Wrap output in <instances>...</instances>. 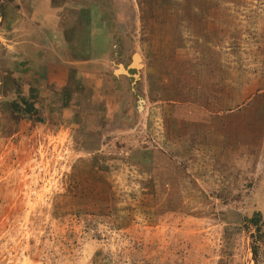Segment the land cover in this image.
<instances>
[{
	"label": "rangeland",
	"instance_id": "rangeland-1",
	"mask_svg": "<svg viewBox=\"0 0 264 264\" xmlns=\"http://www.w3.org/2000/svg\"><path fill=\"white\" fill-rule=\"evenodd\" d=\"M23 2L0 0V264H264V0L73 1L103 43L79 69L26 47Z\"/></svg>",
	"mask_w": 264,
	"mask_h": 264
},
{
	"label": "crops",
	"instance_id": "crops-1",
	"mask_svg": "<svg viewBox=\"0 0 264 264\" xmlns=\"http://www.w3.org/2000/svg\"><path fill=\"white\" fill-rule=\"evenodd\" d=\"M23 1H27L31 4L32 14L30 20L33 21V24L35 26L33 35H31L29 38H26L29 41L28 42L29 45H27L26 47H28V49H30L31 52H36L37 49L36 46L39 45L37 41L38 40L37 35H41V37L42 35L46 36L48 42H50L49 43L50 56H52L54 60H56L55 58H57L58 61L65 63L64 58H66L68 55L69 59L72 61L71 64H69L71 65L70 68L76 69L77 67L79 69L80 66H84L81 65L80 63H86L88 61L87 53L89 52V50L90 51L93 50L94 52L101 50L100 46H103V43H101L102 41L101 42L100 41L98 42L97 40L94 41L95 35L96 37L99 35L97 34L96 31L91 34L86 31L83 32L80 28L75 26V33L72 34L69 33V27L67 26L69 20L68 10L74 11V10H70V7L72 6L73 1H78V0H23ZM65 1H67L66 4ZM27 2H23L21 4V7L23 8L24 6V9H26L24 10V14H25L24 17L26 20L29 19L30 16L28 13L29 7L26 6ZM35 23L40 24V27L39 28L38 26L36 27ZM60 28L62 30H59ZM88 36L92 37L91 38L92 42L87 40ZM26 41H23L22 43H25ZM104 48L107 49L106 52L108 54L111 52V50L107 46H105ZM38 52L40 51L38 50ZM54 55H56V57ZM92 59L95 60V57H93ZM72 77L74 76L72 75Z\"/></svg>",
	"mask_w": 264,
	"mask_h": 264
},
{
	"label": "trees",
	"instance_id": "trees-1",
	"mask_svg": "<svg viewBox=\"0 0 264 264\" xmlns=\"http://www.w3.org/2000/svg\"><path fill=\"white\" fill-rule=\"evenodd\" d=\"M245 222L255 230V235H251V251L254 259L257 260L260 249L259 244L264 242V219H262L259 213H255L249 220H246Z\"/></svg>",
	"mask_w": 264,
	"mask_h": 264
},
{
	"label": "bare ground",
	"instance_id": "bare-ground-1",
	"mask_svg": "<svg viewBox=\"0 0 264 264\" xmlns=\"http://www.w3.org/2000/svg\"><path fill=\"white\" fill-rule=\"evenodd\" d=\"M135 59H136V58H135V56H134V57L132 58V61H135Z\"/></svg>",
	"mask_w": 264,
	"mask_h": 264
}]
</instances>
